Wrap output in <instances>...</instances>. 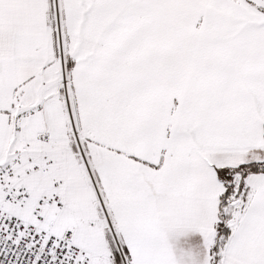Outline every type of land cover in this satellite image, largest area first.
Segmentation results:
<instances>
[{
	"label": "snow or ice",
	"instance_id": "1",
	"mask_svg": "<svg viewBox=\"0 0 264 264\" xmlns=\"http://www.w3.org/2000/svg\"><path fill=\"white\" fill-rule=\"evenodd\" d=\"M0 264H264V0H0Z\"/></svg>",
	"mask_w": 264,
	"mask_h": 264
}]
</instances>
